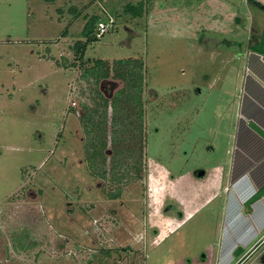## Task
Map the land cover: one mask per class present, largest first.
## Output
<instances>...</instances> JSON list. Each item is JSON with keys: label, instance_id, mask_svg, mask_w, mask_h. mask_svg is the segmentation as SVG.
Masks as SVG:
<instances>
[{"label": "rangeland", "instance_id": "1", "mask_svg": "<svg viewBox=\"0 0 264 264\" xmlns=\"http://www.w3.org/2000/svg\"><path fill=\"white\" fill-rule=\"evenodd\" d=\"M138 1L0 0V264H264L263 232L226 260L221 198L264 13L156 0L121 14ZM91 16L107 28L95 23L79 65L71 49ZM127 58L145 65L144 170L107 200L84 164L81 74ZM119 87L101 84L107 97Z\"/></svg>", "mask_w": 264, "mask_h": 264}, {"label": "trees", "instance_id": "2", "mask_svg": "<svg viewBox=\"0 0 264 264\" xmlns=\"http://www.w3.org/2000/svg\"><path fill=\"white\" fill-rule=\"evenodd\" d=\"M154 1L127 3L121 14L132 19L141 18ZM245 1L264 13V5L254 0ZM95 23L107 24L91 16L81 32L84 42L74 43L71 49L75 63L79 65L87 46L96 41ZM248 48L264 56V27L259 39ZM144 75L143 60L132 58L110 62L92 60L90 67L84 68L81 74V80L88 86L87 103H81L78 115L83 134L84 164L88 175L102 183L101 191L107 200L119 199L126 185L142 178L146 145ZM108 81L119 83L120 87L107 97L101 84Z\"/></svg>", "mask_w": 264, "mask_h": 264}, {"label": "crops", "instance_id": "3", "mask_svg": "<svg viewBox=\"0 0 264 264\" xmlns=\"http://www.w3.org/2000/svg\"><path fill=\"white\" fill-rule=\"evenodd\" d=\"M254 1L264 5V0ZM248 52L245 59L250 68L244 73L243 100L233 121L229 183L225 182L221 195L225 201L223 231L231 241V247L223 251L228 262L233 261L231 253L241 251L252 236L264 233V56Z\"/></svg>", "mask_w": 264, "mask_h": 264}, {"label": "built area", "instance_id": "4", "mask_svg": "<svg viewBox=\"0 0 264 264\" xmlns=\"http://www.w3.org/2000/svg\"><path fill=\"white\" fill-rule=\"evenodd\" d=\"M98 28H99V33L103 34L105 32V28H107V24L100 23Z\"/></svg>", "mask_w": 264, "mask_h": 264}, {"label": "water", "instance_id": "5", "mask_svg": "<svg viewBox=\"0 0 264 264\" xmlns=\"http://www.w3.org/2000/svg\"><path fill=\"white\" fill-rule=\"evenodd\" d=\"M203 174H204V173H203V172H201V173L199 174V176L201 177V176H203Z\"/></svg>", "mask_w": 264, "mask_h": 264}]
</instances>
